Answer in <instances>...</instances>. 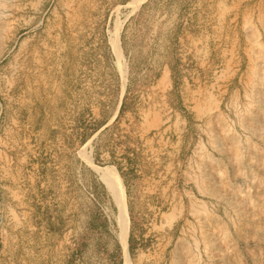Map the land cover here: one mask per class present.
I'll use <instances>...</instances> for the list:
<instances>
[{
	"label": "rangeland",
	"instance_id": "rangeland-1",
	"mask_svg": "<svg viewBox=\"0 0 264 264\" xmlns=\"http://www.w3.org/2000/svg\"><path fill=\"white\" fill-rule=\"evenodd\" d=\"M254 122L264 0H0V264H264Z\"/></svg>",
	"mask_w": 264,
	"mask_h": 264
},
{
	"label": "bare ground",
	"instance_id": "bare-ground-1",
	"mask_svg": "<svg viewBox=\"0 0 264 264\" xmlns=\"http://www.w3.org/2000/svg\"><path fill=\"white\" fill-rule=\"evenodd\" d=\"M250 127H253L254 129H256V130H258V131H260V132H262V131H264V127H262L261 125H260V123H258V122H254V123H252L251 124V126ZM223 151V150H222ZM230 151V150H229ZM252 155V154H251ZM214 183V182H213ZM222 186V185H221ZM219 192V191H218ZM194 208V207H193ZM197 209V208H196ZM194 210V209H193ZM198 211V210H197ZM197 213V212H196ZM201 213V212H200ZM120 221H121V224L124 226V219H123V216H121V218L119 219ZM122 240H123V242L125 243V246L127 245V235H126V233L123 235V237H122ZM198 245V244H197Z\"/></svg>",
	"mask_w": 264,
	"mask_h": 264
}]
</instances>
